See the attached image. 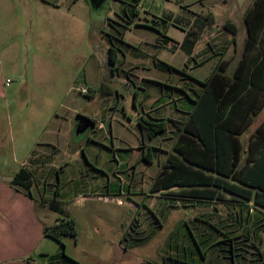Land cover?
<instances>
[{"label":"rangeland","instance_id":"374dc122","mask_svg":"<svg viewBox=\"0 0 264 264\" xmlns=\"http://www.w3.org/2000/svg\"><path fill=\"white\" fill-rule=\"evenodd\" d=\"M48 1L61 8L40 9L35 0H17L24 11L16 17L22 26L2 64L10 82L0 95V181L27 166L39 142L60 139L59 150L49 147L46 165L37 169L34 193L39 184L53 200L55 188L62 189L56 198L65 209L62 215L74 217L78 231L76 238H63V248L79 264H264V227L258 236L256 224L249 223L251 231L237 228L231 202L217 203L218 210L173 206L182 204L181 198L151 191L161 163L146 168L136 151L140 96L161 95L159 83L184 76L160 70L155 62L199 78L213 68V52L206 51L208 30L199 34L192 58L163 45L168 31L181 36L177 25L192 28L206 11L205 0H104L98 8L90 0ZM238 1L244 10L252 0ZM220 21L216 28L223 26ZM119 24L130 27L124 40L132 46L119 42L113 69L108 34H117L113 26ZM238 26L240 42L245 27ZM164 91L169 95L168 88ZM78 115L93 120L95 128L78 133ZM195 216L212 218L218 228Z\"/></svg>","mask_w":264,"mask_h":264},{"label":"crops","instance_id":"0c3cea01","mask_svg":"<svg viewBox=\"0 0 264 264\" xmlns=\"http://www.w3.org/2000/svg\"><path fill=\"white\" fill-rule=\"evenodd\" d=\"M25 1L30 2L32 0ZM35 2L39 5L40 9L43 7H51L52 9L59 10L61 8L59 2L52 3L48 0H35ZM205 2L203 6L206 8V11H202L195 19L192 28L187 29L182 25H177L181 28V36L176 37L168 31V33L163 36V45L169 47L173 51L183 49L185 53L192 58L196 53L199 34L208 30V48L206 51L211 50L213 52V55L210 56L213 60L211 72L204 76V78H199L189 73L186 69H180L176 66H174L176 68L174 70L164 69L170 72L183 74L184 76L159 83L163 85L161 87V95L153 96V94H143L140 96V107L142 109L140 117L144 116L153 120H167V129L164 132L156 134L150 141L152 162L148 163L143 159L147 164L146 168L152 167L157 162L161 163L155 175V180L161 177L163 172L170 173L175 170L176 166H180L184 170L186 178L189 180V185H186V188L203 186L199 185L201 182L196 181L203 178V174H213L223 177V175L212 171L210 166L221 161V163L226 165L227 170L231 169V164L236 162L235 152L236 148L239 146L241 147V151L237 160L238 165L232 168H234V171H238L245 166L249 160L248 149L250 140L252 136L255 135L258 128L264 125L263 75L258 69L255 71L257 72L255 74V83L252 81L254 75L253 68L255 66L257 67L259 62L264 66V59L257 64L254 63L253 60L255 55H258L264 50L263 21L260 22V28L257 30L254 27L257 12H251V25L246 19L247 12L250 11L256 0H252L249 5L247 4L244 10H241L243 9V4L240 5L238 0H205ZM66 4L69 5L68 9L71 10L72 6H70V1H66ZM210 5L217 13H213L211 9H209ZM19 11L22 12V10L19 9L17 0H0V95L4 94V90L7 87L6 80L9 78H5L4 75L2 66L3 57L6 56L8 49L14 44V37L18 34V30L22 26L16 18ZM220 19L223 20L222 25L227 23L230 29L236 28L237 32L233 33L232 30L224 28L223 26L221 28H216L221 24ZM196 24L198 26H196ZM238 24H240L241 27H245V34L241 36L240 42V29ZM188 33L190 38L195 42L192 49L191 44L185 41ZM252 33L253 35L251 37L255 39V42H253L251 48L247 50L246 41ZM129 46L132 45L129 44ZM190 50L191 54L189 53ZM157 62H155L156 67H158ZM214 71L217 72V77L215 80L209 81L208 84L207 80ZM166 88L169 89V95L164 91ZM206 88L207 93L210 92L209 95L215 94L217 97L213 108L215 110H217L224 98L230 100V107L235 104V100L238 98L242 100L240 106L234 105L233 112L231 111L229 113L230 116L229 114L226 115L225 118L217 124L215 129L210 128L211 132L207 129H202L201 133L209 139L213 151L205 148L199 137L188 134L183 136V131L177 128L178 122L187 120L190 117L196 105L195 101L200 99V95L204 93ZM239 107L240 109H238ZM205 111V108L199 110L203 115ZM245 118L248 120L249 118L251 119L249 125L241 133L234 131L237 126H243V120ZM59 131L61 130L59 129ZM215 131H217L221 138L226 139V142L222 144V146L225 148L227 154L221 150V157L214 151L217 147L221 148V144L215 140L213 134ZM60 142V139L56 140L51 137V139L49 138L46 139V141L39 142L38 146L28 154L27 160L29 164H27V166L24 164L23 167L30 174L29 189L23 188L20 184L12 183L13 178L21 168L14 176L0 181V264H49L48 258L44 253L62 254L64 251L62 245L64 237L61 241H58L44 234L45 225H54L60 219L66 218L63 217L62 213L49 206V202L54 199L57 200V196L61 195L62 189H60L59 194L56 195L55 188L53 200H49L46 195L41 192L39 184H36L38 193H34V180L38 175V167L46 165L50 156L48 148H53L54 152H56L60 148ZM136 151L141 157L143 156L144 150L142 148L141 130L140 142ZM23 163H26V161ZM52 169V166L49 167V174ZM96 170L101 172L104 176L106 175L103 169L96 168ZM59 174L60 170L57 171V175ZM223 178L227 177L224 176ZM47 179L48 175L44 179L45 183ZM193 179L195 181H193ZM42 180L43 179L40 181ZM107 181L108 183L110 182V177L107 178ZM95 187V185L92 186L93 189ZM151 187L152 192H160L161 194L169 190H156L154 186ZM99 189L100 188H97V190ZM172 189L176 191L179 187L174 186L170 188V190ZM98 195L102 198L101 194ZM186 199L185 203L173 206L178 208L184 206L189 210L193 208L216 206L213 203H194L191 196L188 198L186 197ZM61 206L63 207L62 204ZM154 206L152 207V205H150L153 209ZM131 207L135 208L139 206L131 205ZM216 207L219 209V205ZM63 210L65 209L63 208ZM71 218L74 219V217ZM156 218H158V216ZM194 219L196 221L203 220L198 216H195ZM138 226H140V224ZM187 226L190 227L189 225ZM126 245L125 251L128 250L129 243L127 242Z\"/></svg>","mask_w":264,"mask_h":264},{"label":"trees","instance_id":"16d2710c","mask_svg":"<svg viewBox=\"0 0 264 264\" xmlns=\"http://www.w3.org/2000/svg\"><path fill=\"white\" fill-rule=\"evenodd\" d=\"M251 12H257L256 21L254 22V27L258 30L260 28V22L263 21L264 27V0H256L253 7L250 9L249 12L246 14V19L248 23L251 25L250 17ZM118 25V24H117ZM114 25V30L117 34H108L110 46L108 47V58L109 63L114 65L113 69H115V65L118 62V51L121 49L118 46L119 42L129 45L124 40V33L125 30L129 28V26L124 24H119V26ZM224 28L232 30L233 33H236V28L230 29L229 24H224ZM253 35L250 34L247 41H246V49L249 50L251 48V44L255 42V39L251 37ZM186 42L191 44V49L194 47V40H192L189 36V33L185 39ZM191 50L189 51V53ZM191 54V53H190ZM264 59V50H262L258 55L253 57L254 63H258L259 61ZM255 64V65H256ZM157 66L160 69H168L174 70L176 69L174 66L160 60L157 62ZM254 67V66H253ZM258 69L261 74L263 75L262 86L264 87V66L261 62L258 63L257 67L253 68V78L252 81L255 83V74ZM217 77V72L214 71L211 76L209 77V81L215 80ZM253 85V84H252ZM209 92V91H208ZM210 93V92H209ZM207 93V88L203 94L200 95V99L195 101V108L191 112L190 117L187 120H183L177 123V128L183 131V136L193 135L200 138V141L210 151H213L209 139L201 133L202 129H207L211 132L210 128H216L217 124L221 122L226 115H228L232 110H234V105L240 106L242 104L241 98L235 100V104L232 107L229 106V101L226 98L222 99L221 103L217 110L213 109L215 102L217 99L216 95H209ZM263 104V103H261ZM201 108H205L206 111L200 113L199 110ZM240 109V107L238 108ZM255 111V110H254ZM233 112V111H232ZM230 116V114H229ZM251 119L249 120L245 118L243 120V126H237L239 128H235L234 131L237 133H241L250 123ZM141 134H142V148L143 152V159L148 163L152 162V154H151V146L150 141L153 137L161 132H164L167 129V120L160 119V120H153L144 116H141L138 120ZM215 136V140L221 144V148H216L214 151L217 153L218 156L221 157V150H223L226 154L225 148L222 146L226 142V139L221 138L218 135L217 131L213 132ZM236 141V140H235ZM224 148V149H223ZM238 149V150H237ZM241 151V147L239 146L236 148L235 152V160L231 164L232 167H236L237 160L239 153ZM249 162L245 164L242 168L238 171H234V168L227 170L226 165L221 163V161L216 162L210 169L214 172H217L223 177L216 176L213 174H203V178H200L196 181L201 182L199 185L203 186H193L192 188H186V185H189V180L186 178V174L184 170L180 166H176L175 170L166 173L163 172L161 177L154 180V188L156 190L161 189H169L167 192L163 193L162 195H169L177 197L175 199H179L182 203L186 202V197H192L194 203H208V204H215L217 203H227L231 202L233 204L236 214L233 216L234 225L237 228H244V231H251V226L249 223L256 224L255 228H253L254 233L258 236L261 232V229L264 227V125L258 128L255 135L252 136L250 143H249ZM225 156L224 154H222ZM253 161V162H251ZM30 174L26 171L24 167L20 169V171L15 175L13 178V184H20L23 188L29 189L30 188ZM193 181H195L193 179ZM177 186L179 187L178 190H170V188ZM59 194V186L56 187V195ZM162 197V196H160ZM171 199V198H169ZM49 206L56 211H59L63 214L64 210L61 206V203L57 200H53L49 202ZM214 206V209L218 210L217 207ZM256 211L253 214V211ZM247 212V214H245ZM212 218L198 220L207 222L209 227L216 226L217 224L212 223L210 220ZM219 231V230H218ZM77 225L73 218L67 216L64 219H60L54 225H45L44 226V234L49 236L55 240L61 241L65 236H72L76 238L77 236ZM195 234V233H194ZM213 235V232L209 233V237ZM125 237V234L124 236ZM211 239H209V242ZM225 241V249L227 246L228 241ZM64 247V243L62 242ZM231 246L230 250L232 252V256H235V249L234 244L231 238H229V247ZM225 253V252H224ZM44 255L48 258L49 264H79L76 260L72 257L66 255L65 251L62 254H48L44 253Z\"/></svg>","mask_w":264,"mask_h":264},{"label":"water","instance_id":"95a60500","mask_svg":"<svg viewBox=\"0 0 264 264\" xmlns=\"http://www.w3.org/2000/svg\"><path fill=\"white\" fill-rule=\"evenodd\" d=\"M90 2L93 7L98 8L104 2V0H90ZM76 121L78 133L86 130L88 127L95 128L96 126V123L93 120L84 115H78L76 117Z\"/></svg>","mask_w":264,"mask_h":264},{"label":"built area","instance_id":"2783aa9c","mask_svg":"<svg viewBox=\"0 0 264 264\" xmlns=\"http://www.w3.org/2000/svg\"><path fill=\"white\" fill-rule=\"evenodd\" d=\"M9 82H10V79L8 78V79L6 80V84L8 85ZM84 91H85L86 93H88V90H87V89H85Z\"/></svg>","mask_w":264,"mask_h":264}]
</instances>
